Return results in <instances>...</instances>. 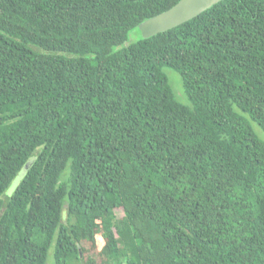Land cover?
Masks as SVG:
<instances>
[{
    "label": "trees",
    "instance_id": "1",
    "mask_svg": "<svg viewBox=\"0 0 264 264\" xmlns=\"http://www.w3.org/2000/svg\"><path fill=\"white\" fill-rule=\"evenodd\" d=\"M177 1L0 0V264H264V0Z\"/></svg>",
    "mask_w": 264,
    "mask_h": 264
},
{
    "label": "water",
    "instance_id": "2",
    "mask_svg": "<svg viewBox=\"0 0 264 264\" xmlns=\"http://www.w3.org/2000/svg\"><path fill=\"white\" fill-rule=\"evenodd\" d=\"M220 0H179L170 8L147 18L138 24L142 37L176 26Z\"/></svg>",
    "mask_w": 264,
    "mask_h": 264
},
{
    "label": "rangeland",
    "instance_id": "3",
    "mask_svg": "<svg viewBox=\"0 0 264 264\" xmlns=\"http://www.w3.org/2000/svg\"><path fill=\"white\" fill-rule=\"evenodd\" d=\"M141 36H142V34H141L140 29L138 27L137 28H133V29H131L129 31L126 40L122 44L116 46V48L126 46L127 44L138 40ZM164 70H165V72L167 73V75L169 77V80H170L171 86L173 88V91L176 92L177 99L183 104L190 105L188 100L184 96H182L181 89L183 90V88H182L181 79H180L178 73L174 69H172L170 67H165ZM178 77H179L180 81H178V79H177ZM252 125H253L256 133L258 134V136L264 141V131L262 130V128L260 126H258L255 122H252ZM27 166L28 165L24 166L21 169V171L18 173V175L14 178V180L11 182V184H10V186L8 188V191L11 192L13 190L15 185L19 182L21 177L24 175ZM118 214H119V212H118ZM100 244H101V240L97 239L96 243H94V247L91 248L89 253H93V252L97 253V251H98V249L100 247ZM85 247L89 248V247H91V245L90 244H85Z\"/></svg>",
    "mask_w": 264,
    "mask_h": 264
}]
</instances>
